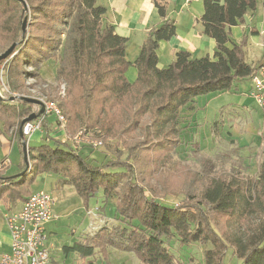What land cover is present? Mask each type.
<instances>
[{
  "label": "trees",
  "instance_id": "trees-1",
  "mask_svg": "<svg viewBox=\"0 0 264 264\" xmlns=\"http://www.w3.org/2000/svg\"><path fill=\"white\" fill-rule=\"evenodd\" d=\"M25 1L28 8L21 0H0V55L17 45L13 55L0 62V72L5 71L13 93H26V79L38 78L40 62L58 54V82L65 84V96L59 95V86L45 93L67 120V137L52 138L46 119L45 144L28 147L29 171L22 178H0V203L25 202L39 174L55 173L64 177L63 184L76 188L86 206L100 189L105 203L117 199L119 221L64 246L67 256L77 254L83 264H95L88 259L97 255L112 264V250L133 253L141 264H179L168 247L173 238L181 245L211 244L204 252L205 264H224L229 249L239 264H264V153L258 173L249 175L241 149L230 140L236 146L230 168L223 162L230 156L225 152L215 160L204 158L203 171L186 172L181 184L172 174L159 181L160 190L152 184L159 166L167 165L170 152L184 143L181 137L188 127L183 109L199 96L238 90V83L252 80L259 69L261 64H247L246 41L235 43L230 35L231 27L257 10L258 1L205 0L202 22L204 34L217 43L214 56L193 59L181 51L167 69L158 67L157 50L161 41L175 35L174 21L150 31L131 62L129 39L104 22L107 9L97 0ZM154 1L165 18V6ZM29 11L33 22L25 42L23 21ZM131 66L138 71L134 83L126 77ZM29 67L34 70H26ZM10 98H0V123L5 133L18 127L12 134L22 147L27 138L21 139L19 127L35 105ZM80 129L99 131L106 141H114L115 156L99 164L90 160L95 148L83 156L82 149L69 142ZM49 249L51 264L50 244Z\"/></svg>",
  "mask_w": 264,
  "mask_h": 264
},
{
  "label": "rangeland",
  "instance_id": "rangeland-1",
  "mask_svg": "<svg viewBox=\"0 0 264 264\" xmlns=\"http://www.w3.org/2000/svg\"><path fill=\"white\" fill-rule=\"evenodd\" d=\"M257 1V10L254 13L249 12L245 16L244 21L235 27L240 33L237 36H232V40L235 43L241 44L246 41L244 49L248 53L246 61L249 64L259 59L264 51L263 47L259 45L263 44L264 39L259 38L255 40L254 38L257 35L252 34L256 25H259L264 20L263 2L262 0ZM32 22V12L29 11L23 21V25L26 23L25 42L28 41V37L31 34ZM198 58L200 59L201 57H195V59ZM129 60L133 62L134 59L130 57ZM40 66L41 70L38 78L29 77L26 79L25 86L28 88L26 93H13L10 90V86L7 85L9 89L8 95L0 92V98L25 96L38 99L45 104L44 101L50 102L46 93L50 95L52 88L56 89L58 86L60 88L59 95L61 97L65 96V84H62L61 81L58 82V70L60 69V58L58 54H56L54 59L41 61ZM26 70L33 71L34 69L33 67H29ZM238 85L240 87L239 92H217L199 96L195 99L194 103H191L183 109L184 121H186L184 125L188 127L181 137L184 143L177 152H170L171 158L169 159V163L165 166H159V169L153 174L154 181L152 184L154 187L160 190L159 181L163 182L168 174H172L171 178L178 184H181L183 180L180 177L186 172L195 175V173L203 171V161L206 160L204 158L211 157L215 160L225 152L230 154V156L223 162H225L227 169L230 168L231 161L236 158V146H232L229 142V133L237 136L240 135V139H243L242 137L245 136L252 143L251 149L241 151L239 154L243 157L246 165L250 169L249 175H256L258 173L259 166L263 162L264 153V112L255 103L248 101V95L252 89V80L247 79L241 81ZM39 110L40 108L35 105L33 113H38ZM45 114L41 117L43 118ZM39 118L36 120L38 121ZM46 119L50 126L53 127V130L51 127V132H53L54 126L57 127L55 114L47 115L41 125V131L44 129ZM216 123L218 124L217 127L215 126ZM65 127H67V122ZM15 129H12L10 134L16 131ZM0 131L2 133V128H0ZM80 131L81 129L69 136V142L72 145L71 138ZM85 134L89 139L103 142L101 147L98 149L95 148L96 150L94 148L92 149V147H85V145L79 147V149H82L81 154L85 157L92 152L91 150H95L90 155L91 162L96 164L106 163L110 161L112 155L115 156L114 141H106L99 131L86 130ZM4 136L0 135V138L3 137L2 144L0 145V159L5 154H8L13 164L19 160L24 162L23 147H21L19 140L12 146L9 141L10 136L6 134ZM50 136L56 138L55 134H51ZM26 142L28 147H38L45 144L46 141L44 139L32 141L31 137L30 139L27 138ZM63 180L64 177L62 175L42 173L36 177L35 182L30 185L29 190L47 192L56 200L54 218L46 226L47 233L50 237L49 244L53 245L51 249V264H83V260L79 255L71 253L67 256L63 250L64 246H73L75 242L80 241L86 234L95 233L101 227L106 225L111 226L113 223L119 221L120 215L116 208L117 199L105 203L104 192L100 189L97 195L91 198L89 204L86 206L77 193L76 188L72 184H63ZM178 187L180 188L181 185ZM163 202L182 205V201L177 199H164ZM0 227L3 230L5 229L1 215ZM168 247L177 259H179V264H205L204 252L211 249L212 245L202 243L181 245L177 238H173L168 241ZM2 252V249H0V255ZM88 260H95V264H107L99 255ZM110 260L112 264H141L133 253L117 250L111 251ZM224 264H239V260L233 255L232 249L227 251Z\"/></svg>",
  "mask_w": 264,
  "mask_h": 264
},
{
  "label": "crops",
  "instance_id": "crops-1",
  "mask_svg": "<svg viewBox=\"0 0 264 264\" xmlns=\"http://www.w3.org/2000/svg\"><path fill=\"white\" fill-rule=\"evenodd\" d=\"M160 1L166 9L165 18L159 13L154 0H97L99 5H102L107 9L104 22L113 25L116 28L117 34L129 39V45L127 48L128 60L130 57L134 60L138 57L141 48L148 39L149 32L155 28L161 27L167 20L174 21L176 32L170 40L161 41L159 43L157 54L159 57L158 67L160 69L169 68L174 62L176 54L181 51L190 53L193 59H195V57H213L217 48V43L213 38L204 34L202 22L205 0H193L190 3H186V0ZM235 27L237 26L231 27L230 29L231 40L232 36H237L238 33H240ZM254 30L256 31L254 35H257L254 38L255 40H258L259 38L264 39V20L260 22L259 25H256ZM259 45L262 46L264 50V41L263 44ZM228 47L232 48V44H229ZM247 55L248 53H246V58ZM263 62L264 51L259 59L253 61L252 64H249V62H247V64L254 67ZM126 77L129 82L134 83L138 78L137 69L134 66H131L126 73ZM239 91L240 87L238 90H232L229 92ZM248 101L256 104L250 96V93L248 95ZM56 125L57 127L53 125L54 131L51 132V134H55V137L57 138L61 133L57 121ZM0 128H2V133L0 131V135L3 137H5L4 134L10 136L9 141L11 145H15V142L18 140L17 137L15 138V134L5 133L2 124L0 125ZM55 129H57L56 132ZM43 133V131H37V133L32 136V141L43 140ZM61 136L62 135H60V137ZM229 136V141L234 140L241 151L251 149L252 143L248 141L245 136L242 137L243 139H240V135L237 136L231 133H229ZM3 137L0 138V145L2 144ZM64 137L65 136L63 135V140L66 138ZM24 164L25 161L21 162L20 160L13 164L9 155L5 154L0 159V178H10L21 174L23 172ZM32 192L36 193L37 191ZM23 203L24 201H18L15 205H8L4 202L0 203V215L2 216L3 224L5 226L4 230L0 227V249L3 251L0 255V259L4 254L10 253L11 251V235L4 221V216L8 212L20 210ZM51 246L53 248V245Z\"/></svg>",
  "mask_w": 264,
  "mask_h": 264
},
{
  "label": "built area",
  "instance_id": "built-area-1",
  "mask_svg": "<svg viewBox=\"0 0 264 264\" xmlns=\"http://www.w3.org/2000/svg\"><path fill=\"white\" fill-rule=\"evenodd\" d=\"M192 1L186 0V3ZM0 80V92L9 93L6 75L3 69L0 72ZM252 84L253 87L250 96L264 112V62L253 76ZM44 102L46 105L45 116L39 118L38 121L36 120L24 125V137L30 139L38 130L41 131V125L48 114H55L60 128V135L67 137L65 127L67 121L61 110L52 102ZM85 133L86 130H81L71 138L75 148L87 145L98 149L103 145L102 141L89 139ZM55 205L56 200L51 194L39 191L28 197L20 210L8 212L4 216V221L11 235V251L2 256L0 264H49L50 237L47 233L46 226L54 218Z\"/></svg>",
  "mask_w": 264,
  "mask_h": 264
},
{
  "label": "water",
  "instance_id": "water-1",
  "mask_svg": "<svg viewBox=\"0 0 264 264\" xmlns=\"http://www.w3.org/2000/svg\"><path fill=\"white\" fill-rule=\"evenodd\" d=\"M25 7L28 8V4L25 0H21ZM23 33H24V38L26 35V23H24L23 25ZM17 45H13L12 47H10L7 51H5L3 54L0 55V62L1 61H5L7 60L9 57H11L16 49ZM15 100H21L24 102H27L29 104H34L37 105L40 110L38 113H33L31 114L29 117L25 118L20 126V137L21 139H24V134H23V127L25 124L35 121L37 118L41 117L43 114H45L46 108H45V104L38 100V99H34V98H30V97H25V96H19V97H12L10 98V101H15ZM23 153H24V161L26 163V170L23 171L21 174L13 177V178H22L30 169V160H29V156H28V145L26 141H23Z\"/></svg>",
  "mask_w": 264,
  "mask_h": 264
}]
</instances>
